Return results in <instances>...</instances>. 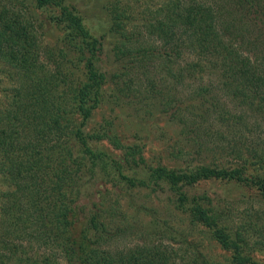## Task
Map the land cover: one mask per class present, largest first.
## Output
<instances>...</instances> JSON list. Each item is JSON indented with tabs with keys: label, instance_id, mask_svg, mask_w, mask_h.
<instances>
[{
	"label": "trees",
	"instance_id": "trees-1",
	"mask_svg": "<svg viewBox=\"0 0 264 264\" xmlns=\"http://www.w3.org/2000/svg\"><path fill=\"white\" fill-rule=\"evenodd\" d=\"M121 1L107 10L108 32L96 37L67 0H0V70L9 82L0 100V177L9 184L1 195L0 264H179L167 245L112 246V234L129 223L120 208H99L102 201L85 217L82 194L96 185L166 193L228 254L217 264H264L254 255L264 258L256 223L236 221L229 207L187 190L235 182L264 201V0H159L142 23L130 6L141 0ZM38 14L61 30L52 48L37 34ZM208 74L216 80L175 100L178 86ZM107 92L117 103L163 107L197 155L230 148L236 162L150 166L142 147L125 145L111 122L88 128ZM203 260L191 257L192 264Z\"/></svg>",
	"mask_w": 264,
	"mask_h": 264
},
{
	"label": "rangeland",
	"instance_id": "rangeland-1",
	"mask_svg": "<svg viewBox=\"0 0 264 264\" xmlns=\"http://www.w3.org/2000/svg\"><path fill=\"white\" fill-rule=\"evenodd\" d=\"M115 1L67 0V4H71L77 9L93 35L98 37L108 32L110 18L107 10H110V6ZM132 1L134 0H123L121 2L128 4L127 2L131 3ZM158 3L159 0H146L145 3L141 0V3L133 4L132 2L130 6L139 23H142L144 18L152 17L153 14L148 15V13L153 11ZM39 21L41 23H38L37 34L41 35L45 45L51 46L49 48L56 46L61 39V30L56 26L49 25L44 18H40ZM106 40H110V37ZM110 44V42H106L107 48L102 57L104 61L102 66L104 65V68L108 71L111 69L112 60V55L108 52L112 47V44L111 46ZM247 48V51L245 50L246 55H249L253 60L255 57L258 58L259 52ZM7 76L4 70H0V100L2 99L3 88L9 86ZM212 79L216 80L215 77L211 78L208 74L203 81L197 83L185 81L182 88L178 86L176 92L174 91L175 100H178V98L186 100L193 93L192 90L207 87ZM220 94L217 90L213 93L217 99ZM112 97L113 95H110L109 92L106 93L103 105L94 113L88 128H98L99 125H103L105 122H111V129L122 138L125 145L137 143L142 147L144 157L150 166L161 164L168 168H174L183 167L184 164L196 165L198 163L229 166L236 162V157L230 148H227L226 154L219 156L211 157L209 151L202 156L197 155V150L193 148V145L180 141L179 127L165 118L160 111L163 107L156 104L148 106L150 103L146 104L141 100V103L136 100L134 102L136 105H134L133 102H129L132 101L131 98L126 99L123 103H117L114 102V97ZM221 103H225V100H222ZM251 140L256 141V138L253 137ZM228 141H223L219 145H223L225 148L230 145L232 147L234 141L227 145ZM235 145L238 144L235 143ZM211 147H213V144H211ZM102 149L112 150L108 144H103ZM8 185V181L0 177V204L1 195L9 188ZM187 190L193 196L206 195L213 201V204L229 207L233 213V219L240 221L243 218L247 222L256 223L264 232V201L254 191L235 182L215 180L200 182L191 189L187 188ZM89 191L84 189V195L82 194L80 201V206L85 209V217L93 211L92 203L99 206L102 201L103 205L99 208L103 209L104 212L111 207L117 211L120 208L128 220L129 224L126 226L125 231L112 232V236L115 237L112 246L128 248L144 243L167 245L173 249L175 260L179 264H184L185 261L192 264L191 257L193 255H198L202 261L205 259L207 264H217L225 257L228 258V254L220 249L210 238L207 231L191 225L187 216L176 210L172 201L168 198L170 196L166 193H152L139 188L121 190L120 187L110 185L103 187L96 185L91 194H89ZM116 214L119 215V212H116ZM80 218L84 219L83 214H80ZM38 248L39 246L37 251ZM39 251L47 253L48 249L43 247ZM254 255L257 258L256 260L264 261L260 254L254 253Z\"/></svg>",
	"mask_w": 264,
	"mask_h": 264
}]
</instances>
